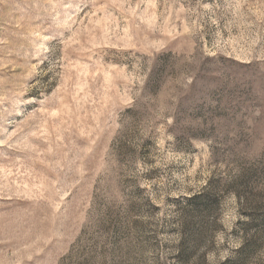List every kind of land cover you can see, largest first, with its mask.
I'll return each instance as SVG.
<instances>
[{
	"label": "rangeland",
	"instance_id": "obj_1",
	"mask_svg": "<svg viewBox=\"0 0 264 264\" xmlns=\"http://www.w3.org/2000/svg\"><path fill=\"white\" fill-rule=\"evenodd\" d=\"M0 264H264V0H0Z\"/></svg>",
	"mask_w": 264,
	"mask_h": 264
}]
</instances>
